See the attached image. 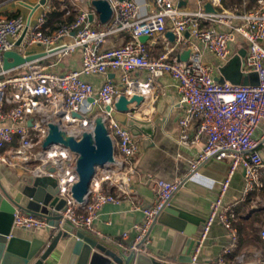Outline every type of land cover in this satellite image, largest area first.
Listing matches in <instances>:
<instances>
[{
  "label": "built area",
  "instance_id": "obj_1",
  "mask_svg": "<svg viewBox=\"0 0 264 264\" xmlns=\"http://www.w3.org/2000/svg\"><path fill=\"white\" fill-rule=\"evenodd\" d=\"M106 1L112 13L100 27L94 11L80 10L73 21L60 23L53 32L47 33V16L53 11L50 5L43 8L32 24H25L21 16L0 18V166L12 168L17 175L54 178L58 188L56 196L64 200L58 212V227L51 226L44 216L21 208L13 213L12 227L26 232L46 229L54 235L68 222L123 253L146 254L151 226L181 180L169 182L147 177L153 200L142 209L141 221L133 225L134 236L130 242H126L128 231L119 237L107 236L94 228L93 221L105 203H119L134 195L132 159L140 148L130 129L113 118L114 103L121 95L127 98L140 95L154 102L158 94L153 79L168 74L177 88L176 105L181 109L177 121L178 143L183 147L202 143L190 161L189 172L196 174L198 165L208 159L227 160L229 167L193 245L191 264H196L201 244L214 221L221 223L230 236L215 264H243L242 254L235 262L224 258L236 250L238 232L232 224L231 206L223 204V196L238 167L244 171L245 193L262 186L264 144L256 137V129L259 123H264V0H255V5L244 13L224 8L222 0H199L200 8L194 11L179 6L186 0H152L155 11L147 15L140 12V5L134 0ZM203 2H209L215 11H205ZM89 14H92L91 20ZM215 25H225L227 30H219ZM26 26L20 47L42 46L46 55L12 70H2L3 53L14 50ZM167 32L172 33V40ZM120 33L129 38L107 46L109 39ZM141 36L160 41L164 49L156 56L150 55L145 43L139 40ZM237 36L247 43L241 72L246 77L256 74L257 84L217 80L220 75L216 71L220 72V67L237 54L230 47ZM185 50L189 51L187 59H178ZM204 51L214 57L217 67L204 59ZM77 52L79 66L64 72L55 71L53 65L40 61L47 56L61 58ZM140 71L147 73L146 80L137 81L132 77ZM100 75L106 79L96 90L84 78ZM97 115L103 117L111 138L113 161L96 169L86 201L79 203L71 192L78 179L76 154L61 145L44 150L40 142L47 135L49 123H56L77 139L84 131L93 133ZM192 127H195L194 133L189 132ZM259 236L264 240V228Z\"/></svg>",
  "mask_w": 264,
  "mask_h": 264
},
{
  "label": "crops",
  "instance_id": "obj_2",
  "mask_svg": "<svg viewBox=\"0 0 264 264\" xmlns=\"http://www.w3.org/2000/svg\"><path fill=\"white\" fill-rule=\"evenodd\" d=\"M40 1H44V3L40 4ZM91 1L86 0L84 3H79L77 0L64 2L57 0H0V18L21 16L25 24H32L45 6L50 5L54 10V2H57V6L61 9L68 7L74 11L73 17L77 11L89 10L94 11L93 16L98 18V13ZM134 1L140 5V12L143 15L155 11L152 0ZM198 1L186 0L179 6L183 10L194 11L200 8ZM205 3H201L203 9ZM221 4L224 8L234 9L237 13H244L255 5V0H222ZM59 24L60 21H56L46 25V32H53ZM102 24L100 22L98 26L100 27ZM215 26L219 30H227L225 25ZM128 38L129 36L125 33L112 36L107 46L123 43ZM144 43L152 56L158 55L164 49L158 40L147 38ZM246 46V41L240 36H237L230 45L231 49L237 52ZM14 50L23 55H28L43 52L44 47L30 46L25 49L16 46ZM203 57L215 67L218 66L214 57L207 51L203 52ZM40 61L46 65H53L55 71L64 72L79 66L80 54L77 52L61 58L47 56ZM216 72L218 76L222 77L221 71L218 72L217 70ZM132 77L137 81H144L148 75L144 71H140L133 73ZM84 78L96 90L101 81L106 79V76H86ZM110 78H113V74ZM250 80H252V76H250ZM153 83L158 94L156 100L150 103L148 98H145L140 106L135 107L130 114H126L135 122L131 131L140 148V152L132 159V165L135 169L131 178L133 198L122 199L119 203L108 202L102 205L93 221V226L101 233L111 237H119L123 232L128 231L126 242H130L134 236L133 225L141 221L142 209L153 200V191L147 177L152 176L169 182L181 180V185L171 195L168 205L159 212L151 226L150 243L147 253L144 254L155 259H166L168 256L180 255L188 240L184 232L173 225L174 216L165 211L166 207L175 211H184L199 220L198 230L192 236L195 243L197 235L209 214L210 202L217 196L219 184L227 176L229 167L227 160L208 159L198 165L196 174L192 175L189 172L190 161L200 151L202 143L187 147L178 143L180 131L177 121L181 115V109L176 105L178 100L177 88L168 74L154 78ZM131 107L133 108L134 105ZM194 131L195 127H192L189 132L194 133ZM263 133L264 123L261 122L256 129V137L264 144ZM24 176L26 175H17L10 167L0 166V192L5 190L10 195H15L24 186ZM260 182L262 183L261 187L255 186L245 193L243 169L238 167L231 176L229 186L223 196V204L231 206L234 215L232 224L238 232V245L233 253L224 255L225 260L235 262L236 257L242 254L243 264H264V240L259 236L260 230L264 228V176L260 177ZM186 224L190 227L194 226L188 221ZM187 226H185L184 231H186ZM26 236L27 238H41L49 244L52 233L46 229H38L27 231ZM93 237L116 252L124 260V263H129L138 255L135 252L123 253L101 238ZM73 240L74 236L61 240L45 264H66L71 253ZM229 241L230 236L227 229L218 221H214L209 228L206 239L201 244L196 264H215L217 259L223 255V248Z\"/></svg>",
  "mask_w": 264,
  "mask_h": 264
},
{
  "label": "water",
  "instance_id": "obj_3",
  "mask_svg": "<svg viewBox=\"0 0 264 264\" xmlns=\"http://www.w3.org/2000/svg\"><path fill=\"white\" fill-rule=\"evenodd\" d=\"M43 3L44 1H40V4ZM91 4L98 13L100 22L105 23L112 13L108 2L106 0H92ZM204 9L207 12L215 11L209 2L205 3ZM91 19L92 14H89V20ZM26 29L27 26L15 42V46H20ZM166 35L171 40L173 39L171 32H167ZM139 40L145 42L147 37L141 36ZM245 52V48L240 49L229 63L223 66L224 70H220L222 77L217 79L219 82L228 80L234 84H257L256 80L249 81L250 76L254 73L246 77L241 72V62ZM45 55L44 51L28 55H23L16 50L6 51L2 55L1 68L4 71L12 70ZM188 55L189 51L185 50L179 54L178 59H187ZM109 77H112V74ZM143 100L144 98L140 95H133L130 98L121 95L114 103V107L116 112L126 114L132 111L131 104L138 107ZM105 108L108 110L109 106ZM94 123L93 133L84 131L79 139L68 135L56 123H49L47 135L40 142V147L44 150L52 145H61L76 154L75 171L78 179L72 185L71 192L73 198L79 203L86 201L90 182L96 169L113 161V145L103 117L97 115ZM23 184V188L15 195H10L5 190L0 192V264H45L58 243L61 240L69 239L71 236H74V240L66 264H191L190 252L194 245L192 236L198 230L199 220L184 211H175L170 207H166L165 211L173 214V225L183 231L188 240L180 255L168 256L166 259H155L144 254H138L129 263H124V260L110 247L92 235L75 229L68 222H64L51 236L49 244L41 238H27L26 231L12 227L15 209L21 208L26 212L44 216L51 226L58 227V212L64 205V200L58 199L56 196L58 188L54 178L24 176ZM186 221L193 223L194 226H187ZM185 226H187L186 231H184Z\"/></svg>",
  "mask_w": 264,
  "mask_h": 264
},
{
  "label": "trees",
  "instance_id": "obj_4",
  "mask_svg": "<svg viewBox=\"0 0 264 264\" xmlns=\"http://www.w3.org/2000/svg\"><path fill=\"white\" fill-rule=\"evenodd\" d=\"M74 11H72L68 7L60 8L57 6V2H54V10L48 14L46 25L50 24L51 22L60 21L61 22H71L73 21Z\"/></svg>",
  "mask_w": 264,
  "mask_h": 264
},
{
  "label": "rangeland",
  "instance_id": "obj_5",
  "mask_svg": "<svg viewBox=\"0 0 264 264\" xmlns=\"http://www.w3.org/2000/svg\"><path fill=\"white\" fill-rule=\"evenodd\" d=\"M220 70H224V68L221 67ZM251 76H252V80H256V77H257L256 74H252ZM112 116L121 125L128 127L130 129V131H131V129L134 128L135 122H134L133 118H131L130 116H127L126 114L119 113V112H113ZM131 134H133L132 131H131Z\"/></svg>",
  "mask_w": 264,
  "mask_h": 264
}]
</instances>
